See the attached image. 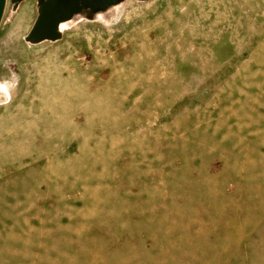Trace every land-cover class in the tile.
I'll use <instances>...</instances> for the list:
<instances>
[{"label":"rangeland","instance_id":"374dc122","mask_svg":"<svg viewBox=\"0 0 264 264\" xmlns=\"http://www.w3.org/2000/svg\"><path fill=\"white\" fill-rule=\"evenodd\" d=\"M36 17L0 22V264H264V0Z\"/></svg>","mask_w":264,"mask_h":264},{"label":"water","instance_id":"95a60500","mask_svg":"<svg viewBox=\"0 0 264 264\" xmlns=\"http://www.w3.org/2000/svg\"><path fill=\"white\" fill-rule=\"evenodd\" d=\"M7 0H0V22ZM23 0H10L18 5ZM123 0H37V17L25 37L30 44H39L44 41H55L60 38L59 26L72 20L75 16L84 13L94 15L105 11L110 6ZM149 1V0H139Z\"/></svg>","mask_w":264,"mask_h":264},{"label":"bare ground","instance_id":"6f19581e","mask_svg":"<svg viewBox=\"0 0 264 264\" xmlns=\"http://www.w3.org/2000/svg\"><path fill=\"white\" fill-rule=\"evenodd\" d=\"M6 3H7V1H6ZM68 24H69V22L62 23V24L59 26V30L65 28V27H67Z\"/></svg>","mask_w":264,"mask_h":264},{"label":"flooded vegetation","instance_id":"af4514ba","mask_svg":"<svg viewBox=\"0 0 264 264\" xmlns=\"http://www.w3.org/2000/svg\"><path fill=\"white\" fill-rule=\"evenodd\" d=\"M36 6H37V0H36Z\"/></svg>","mask_w":264,"mask_h":264}]
</instances>
